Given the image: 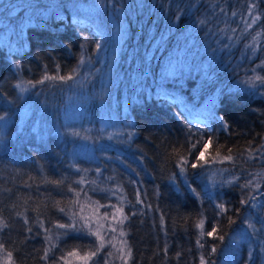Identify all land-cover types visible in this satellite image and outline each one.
<instances>
[{
    "label": "trees",
    "instance_id": "1",
    "mask_svg": "<svg viewBox=\"0 0 264 264\" xmlns=\"http://www.w3.org/2000/svg\"><path fill=\"white\" fill-rule=\"evenodd\" d=\"M113 1L125 38L106 75L108 14L87 27L62 0H0V264L5 250L12 264H226L247 226L251 251L243 244L234 264H264V89L238 82L251 66L264 77V13L225 35L236 42L232 61L211 42L224 20L263 0ZM254 37V59L235 67ZM189 106L205 109L207 125ZM249 180L253 189L242 188ZM247 195L255 198L242 204ZM90 205L106 243L94 256ZM212 228L224 239L201 236Z\"/></svg>",
    "mask_w": 264,
    "mask_h": 264
},
{
    "label": "rangeland",
    "instance_id": "2",
    "mask_svg": "<svg viewBox=\"0 0 264 264\" xmlns=\"http://www.w3.org/2000/svg\"><path fill=\"white\" fill-rule=\"evenodd\" d=\"M54 0H50V2H52ZM65 4V6L69 9L70 11V15H71V21L75 22V23H79L81 25H86L87 27L91 26V22H95L98 23L100 19L105 18L104 13L108 14L107 15V21L111 26V30H110V48L109 51L107 53H103L102 56L100 57V65H103V62L105 61V59H109L108 64H106L105 69L108 70V72L106 73V75H108V73L110 72V67H111V62L113 61L114 57L116 56V53L118 52L124 38H125V22L123 19V16L120 15L119 13V9L116 7V3L113 0H89L90 2L87 5H81V4H74L73 2H71L70 0H62ZM264 4V0L262 2ZM255 5V8H251L250 5ZM258 5V6H257ZM249 12H252L253 15L258 16L259 19H261L260 13H264V8L263 6L261 7L259 5V2H251V4H249L247 6V9L244 13L241 14V16H237V15H233L232 17L227 18L226 20H224L221 29H219V31L217 32V34L214 35V37H211V42L213 43V45H215V47H220V50L225 51V54L223 55V57L225 56L226 58H228L229 62L232 61V57L233 56V46L236 44V42L234 43L233 40H230L231 37H229V39L225 40V35L226 34H230L232 37L234 36V34L236 32H239L245 29H249L245 23V21H249L251 20V17L249 16ZM63 12H57V16H61L62 18H64L63 16ZM258 19V20H259ZM257 20V22H258ZM236 21L235 26L233 25V22ZM225 24V25H224ZM256 24V23H255ZM253 24L251 26V28L255 25ZM256 42V39H255ZM255 42H253V39H251L250 41H248L244 46L243 49L240 51V54H238V56L235 58L236 59V65L235 67L239 66L241 67V64L243 63L244 59H246L248 61V59L252 60L255 57L256 54V49H255ZM233 45V46H232ZM248 45H252V47H247ZM241 61V63H240ZM232 63V62H231ZM239 63V64H238ZM234 67V66H233ZM263 68V73H264V66H261ZM251 68V70H249V72L244 73L246 71H244L242 69L243 74L241 75L239 82V85H244L247 84L249 87V89H255L257 86L252 87L249 85V83H246V81H249L250 78L258 76L257 71H255V68H253V66L249 67ZM98 71V70H97ZM238 71V70H237ZM88 76V74H87ZM85 75V77H87ZM107 77V76H106ZM106 79V78H105ZM86 80V79H85ZM90 80L87 77L86 82L88 83ZM107 83V79L104 82V84L102 85H106ZM101 85V86H102ZM103 86V87H104ZM261 89H264V84H261ZM162 96V95H161ZM168 98H172L171 96H167ZM74 100H76V98L74 97ZM74 102L72 103V107L69 108L68 113H69V119L68 121L70 123H77L78 119V114L76 112V106H74ZM191 108L190 112H189V117L192 119L193 122L197 123V122H201L202 124L207 125V121L202 118L201 116L203 115V113H205V109L204 108H193L191 106H189ZM201 115V116H200ZM101 217V216H100ZM98 216V214L96 213V210L91 207L87 208L83 219L85 220L86 225L88 224L89 226V230L93 232H96L99 229L100 234L102 235V229L100 228V225H102L101 222V218ZM96 227V228H95ZM96 237V236H95ZM104 237V236H103ZM97 239V237H96ZM97 241L100 243V241L97 239ZM106 244V243H105ZM104 244V246H105ZM230 244V248L227 252V261L226 264H234V262L236 261V259L239 258V251L242 248V245L244 244L245 249L248 250V252L251 251L252 248V242L249 240V228L247 227H243L241 228L230 240L229 242ZM249 256V254H248ZM213 264H221L219 263V261H215Z\"/></svg>",
    "mask_w": 264,
    "mask_h": 264
},
{
    "label": "snow or ice",
    "instance_id": "3",
    "mask_svg": "<svg viewBox=\"0 0 264 264\" xmlns=\"http://www.w3.org/2000/svg\"><path fill=\"white\" fill-rule=\"evenodd\" d=\"M250 7L251 8H255V5L254 4L253 5H250ZM249 16L251 17L250 22L249 21H245V23H246V25H247L248 28H251V26L257 22V20L259 19V17L253 15L252 12H249ZM199 23L201 25H203L205 23V21L201 20V21H199ZM255 39L256 38L254 37L253 38V42H255ZM97 47H99V45H97ZM247 47H252V45H248ZM81 63H83V60L81 61ZM72 78H73L72 76H67V77H61L60 79L61 80H64V81H67V80H71ZM45 79H55V77H45ZM256 82H260L261 84H264V77H262V76H255V77L250 78L249 81H246V83H249V85L252 86V87H255ZM38 83H43V81H38ZM17 87H19V85H17ZM4 119H5V117L3 115H0V121H3ZM222 119L223 118H221V120ZM223 126L224 127H227V122L226 121H224ZM211 142H212V140H211V138H209V140L205 142L204 147L206 148L207 147V144L208 143H211ZM193 147H195V145ZM262 147H264V146H262ZM229 151H231V150H229ZM256 151L259 152L260 150L257 149ZM203 155H204V152L201 151L199 153V156L194 157V160L196 162L191 163L189 166L191 168H193V169L197 168L199 166L198 165L199 158H200V156H203ZM249 158H253L251 156V153L249 155ZM226 159L231 160L233 158H232L231 155H229V156L226 157ZM187 163L188 162L186 160L181 159L180 160V164L178 166L181 167V170L183 171L184 170V165L187 164ZM257 175L259 176L260 174L257 173ZM262 178H264V177H262ZM57 183H59V182H57ZM227 183H229V184L235 183V180H229V181H227ZM241 187L242 188H247V189H253V187H254V181L249 180L244 185H242ZM193 191H195V189H193ZM255 191L256 192H259V184L258 183L255 184ZM254 198L255 197L253 195H247L245 199H242L241 200V203L242 204H246L249 200L254 199ZM138 203H142V201L138 200ZM218 207L220 208V212L222 214L225 213L226 211H228L223 204L218 205ZM60 211L63 212L64 209L61 208ZM116 211L121 212V215L123 216V219H121L119 221L120 225H122L123 224V221L126 220L128 217L123 215L121 209H116ZM105 218H107V214L105 215ZM229 220L231 221V217H229ZM74 226H75L74 224L73 225H66V224H58L57 225V227H59V228H72ZM5 227H7L6 223H4V221L2 219H0V230H2ZM103 227H104L103 225H100V228H103ZM198 227L203 228V221L202 220L200 221V224L198 225ZM249 227H254V226L253 225H249ZM110 230L112 232H116L117 231V228L112 227ZM216 232H217L216 228H212L211 231H207V232H203L202 231L201 232V236L203 237V236L206 235V236H209V237H214V238L219 239V240H223L224 239V236L222 234L221 235H216ZM91 234L94 235V236H96L97 239L100 241L99 247L96 248L95 251H93L91 253V255L94 256V255H96L100 251L101 248L104 247L105 240H104L103 235L100 234L99 229L96 232H92ZM124 235H125V232L121 228V230H120V236H124ZM109 243H110V241H109ZM123 243L125 245L127 244L126 241H124ZM197 244H199L201 247H203V244L200 243V240H197ZM212 251L215 252L216 249L215 248H212ZM69 255H76V253L75 252H70ZM126 255L129 256V257L131 256V249L130 248L127 249ZM4 256L6 257V264H12V252L5 250L4 251ZM45 258H46V255H45ZM88 258L89 257L87 255L85 257H83V259H85V260H87ZM201 264H206V261L204 260L203 257L201 258Z\"/></svg>",
    "mask_w": 264,
    "mask_h": 264
}]
</instances>
